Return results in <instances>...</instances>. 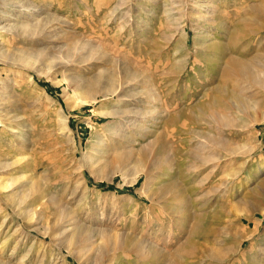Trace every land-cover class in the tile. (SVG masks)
<instances>
[{"label": "rangeland", "instance_id": "1", "mask_svg": "<svg viewBox=\"0 0 264 264\" xmlns=\"http://www.w3.org/2000/svg\"><path fill=\"white\" fill-rule=\"evenodd\" d=\"M126 1L122 10H115L121 0H20L25 8L31 3L65 22L68 26L61 28V32L65 31V42L82 51L85 46L95 48L106 60L113 61L110 65L102 56L94 58L99 60L98 66L115 72L118 81L123 79L120 63L137 71V86L125 94H138L135 104L129 106L119 101V95L94 101L81 93L79 101L68 100L67 84H54L62 80L60 74L55 78L33 68L12 67L0 57V105L4 104L5 109L0 112L9 117L8 122L0 123V160L15 162L11 169H23L25 182L34 177L37 185L44 182L43 187L57 193L75 188L79 197L72 199L70 189L61 197L64 205L59 201V207L64 206L71 213L69 218L89 230L95 241H100L94 236L97 231H107L140 238L149 247L141 256L128 257L115 252L111 257L116 262L99 263L86 253V256L73 254L63 244L64 239L56 236L61 227L54 224L52 207L46 210L50 217L38 223L27 218L28 215L21 216L14 202L0 197V242L4 236L10 237L4 255H10L12 247L20 241L22 249L16 251L17 258L20 260L29 252L28 256L33 254L31 264H264V251L260 253L264 249V195L254 198L246 193L252 183L264 178V93L259 94L255 87L241 92V87L248 88L250 84L224 82L219 72L213 71L214 61L206 60L224 64L226 60L214 46L226 50L228 38L235 31H256L260 23L264 25V18L255 11L264 0ZM243 17L247 22L242 24ZM263 37L264 34L243 38L240 48L251 43L252 52L261 53ZM5 39L8 41L5 48L9 49L10 37ZM219 82L229 87L230 108L214 118L207 110L199 109L208 102L207 96H213L211 91ZM203 87L211 91L204 92ZM139 100L141 103L137 104ZM241 100L242 105L238 103ZM260 100L256 109L246 104ZM109 109L135 116L130 120L156 134L168 151L172 168L168 175L153 169L131 183L133 177L112 161L96 168L93 174L86 170L83 177L79 176L80 160L88 151L93 133L97 130L103 133L104 127H115L120 121L104 117L102 112ZM219 116H224L231 125L216 124L213 119ZM63 117L68 129L62 125ZM219 126L224 130L217 129ZM220 131L251 149H244L239 160L222 163L194 159V154L211 156L212 150L202 147L205 136L218 137ZM29 164L33 168H27ZM5 177L0 174V182ZM164 184L183 189L187 204L177 202L172 193L160 200L157 192ZM13 192L17 190L6 195ZM244 195L252 200L242 206L248 215L239 212V216L235 205ZM171 208L174 213L168 212ZM200 225L205 226L204 231L200 228L205 235L196 237L192 230ZM47 228L52 236L46 235ZM206 230L212 233L206 236ZM187 240L193 242L192 257L180 253Z\"/></svg>", "mask_w": 264, "mask_h": 264}, {"label": "bare ground", "instance_id": "2", "mask_svg": "<svg viewBox=\"0 0 264 264\" xmlns=\"http://www.w3.org/2000/svg\"><path fill=\"white\" fill-rule=\"evenodd\" d=\"M121 1L122 2L120 3L119 7H117L115 10H122L121 5L127 2L126 0ZM19 2L20 0H0V37H10L12 44L9 49H6L7 45L5 44L8 42L7 39H5V37H3L4 39L2 40L0 39V57L2 59L10 62L12 67L33 68L36 70V72L47 74V76H55V78L60 74L62 76V80H59L54 84L56 86L61 85L62 83L67 84V87L65 88V95L67 96L68 100L74 98L75 100L79 101V99H81V93H86L94 101H98L100 99L107 100L110 98V96L112 97L113 95H119V98H121L119 101H121V103L128 106L135 104L133 102L137 100L135 97L138 93L135 95L134 92L133 96H131V94L126 95L125 93L129 92L130 90H134V88L137 86V84L135 85V82L139 77L137 71H134L129 67L126 69L124 63H118L121 70L120 73L123 78L121 79V82L118 81L115 72L108 71L104 67L101 68L98 66L100 63L99 60H94L95 57L99 56H102L101 58L105 59V55L103 53L100 54V52L95 48L90 50L87 48V46H85L84 50L82 51L81 48L72 46L65 42L67 38L65 39L63 34L65 31L61 32V28L67 24L60 20V18L45 14L42 8H35V6L31 5V3H29L27 5L28 7L25 8L23 5H21L22 3ZM256 8L257 9L254 10L264 18V3ZM42 14H44V17L39 19L40 15ZM244 22H247L245 18L240 21L242 24ZM220 24L221 23H219L218 26ZM260 24L261 27L256 31L248 32L246 30L242 31L241 29V31H235L234 35L232 34L233 36L228 38L229 47L226 50L217 49L216 46H214L216 48L214 49L213 45L210 44L212 49L219 51L221 53L219 55H222V59L226 60L224 64L217 65L215 60L206 58L208 63L214 61L215 65H213V71H218L220 79L223 78L225 80L224 82L233 80L237 84H250L248 88L241 87V92H244V90L248 89L252 90L255 87L259 94L264 93V50L261 53L252 52L253 50L251 49V43L245 46L243 45V47L240 48V42L243 38H250V36H259L264 34V25L263 23ZM239 26V28H241V24ZM239 28L237 27L236 29L238 30ZM224 32L225 31L223 30V33ZM183 33L185 35L186 29L183 30ZM224 35H227V33L225 32ZM15 41L17 45H14ZM259 44L261 45V42H259ZM204 46L202 47L205 48ZM233 49L235 51H232ZM229 51L232 53L227 54ZM237 51L240 52L237 53ZM106 63L113 65L114 62L111 60H106ZM89 64L91 65L87 66ZM218 68L219 70H217ZM81 72L84 74L82 75ZM85 74H88V76ZM224 82H219V84L216 85L212 91L207 87L202 88L204 92L210 90L213 96H207L206 98L208 99V102L206 101L207 103L205 106H202V108L199 110H207L208 114L210 112L212 115H214L213 117L216 118L215 116H217V113L230 108L227 102V97H229L227 95L230 93L229 87ZM235 90H237V88ZM72 94L73 96H71ZM235 96H237V94L234 95V97ZM237 98L238 97H235V99ZM241 102L238 103L242 105L244 102L242 100ZM259 102H261V100L256 101L255 103L249 102L246 104H249L252 109H256L259 107ZM138 103H141V101H137V104ZM3 105H0V110L4 109ZM102 114L104 117L113 118L115 120L120 118V121L117 122L116 126L113 124L115 127H104L103 133H101V130H97L95 133H93V138L88 147V151L83 154V158L80 160V168L78 169L80 177H83L86 170L92 173L96 170V168L106 165L112 161L118 163L121 167H123V170L126 171L128 175L133 177L131 183H135L139 175L148 174V172L152 171L153 169H159V171L161 170L164 175H168V172L172 170V168L170 170L171 164L168 162V151L166 150V146H164L159 141V139H156L155 133L153 134L146 128L141 129V126L137 125L138 123H135L134 120H130L132 115L130 116L129 113L127 114L118 112L115 109H109L102 112ZM121 114H123V116ZM7 115L6 113H3V111L0 112V123L6 121L8 122L9 117L7 118ZM213 120L216 122V124H219L222 127H228L232 123L230 121L226 123L224 116H219V118L217 117V119ZM62 125L64 126V129H68L67 119L64 117L62 119ZM217 129L224 130L223 128H220V126ZM145 133L148 135L146 136ZM20 137L22 138V135ZM205 139L206 142L204 145H202V147H204L205 150H212L211 152L213 153L211 156L206 158L199 157L195 154L193 157L194 159L198 160L199 158L200 160H206L205 162L207 163L210 161L222 163L226 160H239V158L242 157L243 152L245 153V150L248 148V150L251 149L250 147H247L246 144H241L231 140L227 134H224L221 131L218 133V137L205 136ZM146 162H149L148 167ZM14 163L15 162H2L0 160V174H4L6 176L5 181L0 182V197H2V199L7 198L8 200L12 201V203L14 202L17 212L21 213V216L23 214H25L24 217L28 215L27 218L31 217V219H34L38 223L42 219H46V216L50 217L46 210H48L49 207H52V209L55 210L54 214H52L55 218L54 224L57 227H61V230L56 236L64 239L63 244L65 243L68 245L67 249L73 254L75 252L84 253L85 256L87 254L89 258L92 257L99 263H104L105 261L116 262V259L111 257L114 256L115 252L122 253L124 256L128 257L130 255L141 256L144 254V250L149 247V245H147L145 242L139 240L140 238H132L129 236V234L114 235L108 233L107 231H97V234L94 236H97V239H100V241H95V238L93 239L91 236L93 234L89 233V230H86L69 218V214L71 213H68L64 206L61 205V207H59L62 203V200H60L61 197L65 195L67 191H70L71 187L62 189L57 193L48 189L49 187H43L44 182L42 185H37L34 177L31 181L25 182L24 180L26 175L23 172V169L21 171L16 170L13 167V169H11L10 166L15 165ZM27 168H33L32 164H29ZM216 168L211 169L210 173L213 174ZM237 169H239V167ZM119 171H122V169ZM164 185L165 186L161 188L159 192H157L160 200L167 199L166 197L172 193L176 195L175 200L177 202L180 204L182 202L183 204H187V199L185 200L184 196L182 195L183 189L174 187L171 184ZM13 189L17 190V192H13L14 194L12 195H6L8 191ZM246 193L247 197L250 195L254 198L264 195V178L259 182L255 181V183H252ZM78 197L79 193H77V190H75V188L71 189V198L76 200ZM247 197L244 195V197L237 199L235 205L237 213L245 212L242 209V206L251 204L250 201L252 198ZM59 201H61V203ZM167 210L170 213H174L172 208ZM245 215L247 216L248 213L245 212ZM56 226H54V228ZM201 227L204 231L205 226H196V229L192 230L193 235H205V232H201ZM1 228L2 226L0 227V231ZM49 230L51 229L47 228L46 235L52 236L53 234H50ZM208 233H212V231L206 230V236ZM8 238H10L9 235H6L3 238L4 240L0 242V264L33 263V254L32 257H30L28 256L29 252H27L24 257L20 258V260L17 258L16 251L20 252V249H22L20 241L15 243V245L12 247V250L10 249V255H4L7 243L9 242ZM189 239L191 240V238ZM192 243V241L185 243V245H187L180 251V253L187 256L191 255L190 257H192L194 254ZM262 251H264V249H261L260 253H263ZM180 253L177 252V255H180Z\"/></svg>", "mask_w": 264, "mask_h": 264}]
</instances>
